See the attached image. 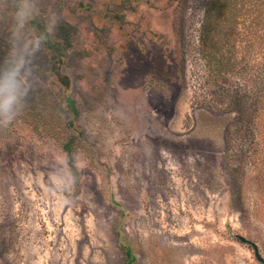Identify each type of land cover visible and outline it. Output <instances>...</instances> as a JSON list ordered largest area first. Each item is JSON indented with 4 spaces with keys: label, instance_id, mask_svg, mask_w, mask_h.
Returning a JSON list of instances; mask_svg holds the SVG:
<instances>
[{
    "label": "rangeland",
    "instance_id": "374dc122",
    "mask_svg": "<svg viewBox=\"0 0 264 264\" xmlns=\"http://www.w3.org/2000/svg\"><path fill=\"white\" fill-rule=\"evenodd\" d=\"M210 1L34 0L25 38L61 19L0 128V264H264V0L207 48Z\"/></svg>",
    "mask_w": 264,
    "mask_h": 264
},
{
    "label": "clouds",
    "instance_id": "9594fccd",
    "mask_svg": "<svg viewBox=\"0 0 264 264\" xmlns=\"http://www.w3.org/2000/svg\"><path fill=\"white\" fill-rule=\"evenodd\" d=\"M15 7V17L9 31L12 43L9 45L8 55L0 59V128L9 127L25 109L27 98L33 89L30 83L32 64L42 46L55 38L61 19L60 14L54 11V28L49 29L46 24L35 38H25V29L32 24L38 5L34 0H18ZM67 156L75 173L81 163L79 156L75 152ZM76 183L77 176L74 175L69 181L62 182L60 190L71 193ZM62 202L67 204L71 201L63 199Z\"/></svg>",
    "mask_w": 264,
    "mask_h": 264
},
{
    "label": "trees",
    "instance_id": "16d2710c",
    "mask_svg": "<svg viewBox=\"0 0 264 264\" xmlns=\"http://www.w3.org/2000/svg\"><path fill=\"white\" fill-rule=\"evenodd\" d=\"M221 2H223V1L222 0H211L210 5L206 10L205 20H204V24H203V31H202V35L200 37V42H201V45L203 47L208 48L209 46H212V45H210V42H214V36L218 35V33H219L218 32V29H219V13H220V9L222 7ZM211 63H212V61H211ZM218 66H220V65L218 64ZM69 165H70L71 172L73 174H76L77 170L75 171V173L73 172L70 160H69ZM126 255H127L126 264H133L135 261V258L133 257L132 251L130 249H126Z\"/></svg>",
    "mask_w": 264,
    "mask_h": 264
},
{
    "label": "water",
    "instance_id": "95a60500",
    "mask_svg": "<svg viewBox=\"0 0 264 264\" xmlns=\"http://www.w3.org/2000/svg\"><path fill=\"white\" fill-rule=\"evenodd\" d=\"M243 241L245 242L244 239H243ZM256 256H257V258H258L259 260H261V258H260V256H259V254L257 253V251H256Z\"/></svg>",
    "mask_w": 264,
    "mask_h": 264
}]
</instances>
